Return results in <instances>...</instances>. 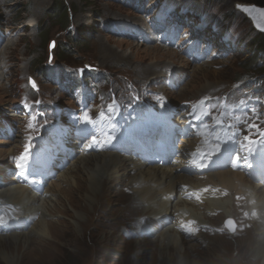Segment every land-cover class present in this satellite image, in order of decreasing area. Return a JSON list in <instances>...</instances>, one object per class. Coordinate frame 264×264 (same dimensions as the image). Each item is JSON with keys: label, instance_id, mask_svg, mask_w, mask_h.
I'll use <instances>...</instances> for the list:
<instances>
[{"label": "rangeland", "instance_id": "obj_1", "mask_svg": "<svg viewBox=\"0 0 264 264\" xmlns=\"http://www.w3.org/2000/svg\"><path fill=\"white\" fill-rule=\"evenodd\" d=\"M154 1L148 3L149 0H145L146 8ZM175 1L189 6L193 14L203 12L206 19L218 25L214 26L217 31H213L211 26H204L209 33L201 35V39L205 40L208 53L202 64L190 62L189 57L161 41L153 39L140 43L136 39L131 40L108 30L107 28L116 29V24L110 23L115 21H130L129 24L145 29L144 25L149 23L150 16L140 15L131 9V5L137 4L136 0H131V5L113 0H64L69 8V23L66 25L55 22L50 17L55 0H0V33L4 35L0 45V172L6 173V167H12L24 147L34 145L33 139L45 134L50 126L57 122L66 123L64 112L60 113L61 117H55L51 112L52 107L78 108L79 94L66 88L65 84L61 87L66 92L61 91L52 81L58 77L54 68L49 69L48 77L43 74L49 67L68 68L84 73L91 71V74L95 70L97 75L105 73V79L95 82L96 86L91 89L93 92L99 91L90 108L89 113L93 115L109 108L115 100L145 108V104L137 101L138 96L141 97L139 99L149 100L147 104L150 111L161 103L181 112L179 109L182 105L200 101V110L204 118L209 120L212 130L216 129L217 122L222 123L221 127L232 123L231 130L235 133L237 147L248 144L254 146L262 141L264 93L255 90L252 93L257 94L255 97L229 93V90L241 85L238 81L243 76L246 92L255 89L260 76L262 81L257 84V90L264 88V75L260 72L263 67H256L257 73L254 75L250 73L253 72V67H250L253 60L250 59L252 51L247 44L259 32L251 19L236 8L238 2H256ZM125 14L132 15V20L126 18ZM185 19L184 23L191 25L192 22H200L201 17L186 15ZM44 25L47 29L45 34L41 29ZM83 28L87 30H82ZM187 28L189 27L186 26L182 32L185 33ZM84 33L87 38L85 41L75 40ZM211 33L213 37L207 39ZM234 35L241 41L231 45L233 42L229 43V36ZM175 36H178L177 33ZM65 44L72 46V52L61 61V45ZM170 74L179 76V87L176 90L171 89L167 83ZM87 77L89 83L85 84L91 88L93 76L88 74ZM32 80L35 85H31ZM101 96L103 98L100 100ZM25 105L32 106L31 113L24 111L27 107ZM191 105L194 104L189 106ZM7 123L14 126L12 134L15 136L12 139L3 136L1 132V126ZM227 130L230 131L229 128ZM212 134L215 136L214 131ZM244 165H248V162ZM147 167L150 166H145L143 170ZM139 171L132 170L129 176H137ZM86 177L87 174L82 171L81 177L77 176V185L72 182L67 185L64 182L66 179L59 175V179L46 187L47 195H41V200L44 197L52 200L31 205L33 209H39L37 215L42 218L36 221L32 218L31 228L25 229L24 233L11 235L18 238L19 246L16 245L7 252L6 256L10 261L16 264H182L185 259L183 256L189 257L188 252L191 253V264H245L241 261L242 255L250 258L249 264L264 261V234L258 233L257 225L252 222L251 212L243 209L244 198H241V193L233 196L239 210L237 207L232 208V201L228 196L216 195L217 199L224 201L227 210L231 206L232 213L225 216L212 212L214 215L207 217L204 213L207 209H197L196 215L200 216L201 223L212 226L213 230L211 228L206 233L198 234L197 238L187 240L183 247L174 249L169 244L172 235L168 227L149 239L139 235L126 236L124 232L127 230L138 231L141 221L147 217L141 218L137 212L122 210L121 204L125 200L123 196H131L132 190L120 183L121 179L115 184V191L120 194L114 196L101 187L98 199L90 203L88 195L91 192L86 189L89 186L84 180ZM3 180L5 187L14 183L6 174ZM52 188L58 190V194L48 191ZM7 203L11 205L9 206L13 212L14 208L21 212L24 219L31 208L23 203ZM254 203L255 199H248L249 205ZM256 212L254 209V213ZM150 223L147 219L149 225L144 229H150ZM40 227L43 228L40 232H32L33 228ZM6 235L8 234H0ZM161 243L165 246L160 248L158 245ZM0 264H6L1 257Z\"/></svg>", "mask_w": 264, "mask_h": 264}, {"label": "bare ground", "instance_id": "obj_2", "mask_svg": "<svg viewBox=\"0 0 264 264\" xmlns=\"http://www.w3.org/2000/svg\"><path fill=\"white\" fill-rule=\"evenodd\" d=\"M170 3L173 4L172 2ZM119 93L121 92L119 91ZM200 134L201 133L198 132V135ZM199 140L200 138H197L193 143L197 145L199 143ZM184 141L186 140L184 139ZM190 150L191 147L186 146L183 150V153H187ZM99 164H101L100 167L98 166ZM185 165L186 163L183 162L171 165L170 167H167L169 166L167 164L149 165L150 167H147L146 170H143V168H145V165L141 161L134 160L130 157L123 156L120 153L108 150L97 153L89 152L87 154L81 155V157L79 158H77L76 156V158L73 160V163H71V165L67 167V169L60 176L61 178L66 179L64 180V182H66L67 185L71 182L77 185V176L81 177V172L84 171V173L87 174V177L84 180L89 184V186L86 189L90 190L91 192V194L89 193L88 195L90 203L98 199L97 194L100 192L101 187L103 189H106L105 191L106 193H111L114 196L116 194H120V192L115 191V184L117 180L119 181L121 179L120 183H123V185H127L132 190L131 196L129 195L123 196L125 200L121 204L122 210L123 211L129 210V212L131 213L137 212L138 215L142 216L141 218L147 217V219L150 222H152L155 218L163 219L166 218L168 215L175 216V213L177 212V215H180V218H182V220L183 219L187 220L192 217L198 219L199 222L201 223L200 216L196 215V210L200 208L207 209V211L211 210L215 212L223 208L224 210H222V213L218 212V216L221 215L225 216L226 214L232 213V209L230 208L231 206L229 207L230 210H227L224 201L217 199L216 195L218 194L221 197L222 195L226 196L225 192H227L229 194L228 197L230 201H232L231 202L232 208L236 209L237 206H235V198L233 196L236 197L239 195V193H241L242 195L241 198H244L242 199L244 202L243 209L244 210L247 209V211L251 212L250 216L253 218L252 222L254 223V225H257L256 229L258 230V233L260 235L264 234L263 185H259L255 182L250 181L243 173L233 171L229 167L221 171L208 172L203 176L195 175V177H192L186 174L183 167ZM68 170L71 171L68 172ZM132 170L135 171L140 170V171L137 176L130 177L129 172H131ZM119 176L121 177L119 178ZM233 178H238L239 180H235ZM183 184H187L189 188L186 190L183 189L182 188ZM207 185H209L207 191L203 190L202 188H199L194 191L196 195L191 196V198H186V196L184 195L188 190L200 186H207ZM1 187L2 188L0 189V198L2 197L3 199L6 200V202H11L15 205H19L23 203L25 204L26 207L27 205L28 207L29 206L31 207L30 211L27 212L28 215L26 216L25 219H23L24 221H28L32 219L30 215H35L39 213V209H35V208L33 209L31 205L37 202L40 203V201L44 202L46 200H52L51 198H47V197H44V199L41 200L42 198L41 195L44 194L38 195L37 193L31 191L29 188L22 186L20 184L13 183L12 185H9L7 187L1 185ZM48 191L58 194V190H55L53 188ZM203 194H204V199H201ZM172 196L174 199H172ZM230 197H232V200ZM199 198L200 200H197ZM248 199H255V203L253 205H251L252 203L249 205ZM201 200H203L202 203ZM237 208L239 210L240 207ZM254 209L257 210L256 213H254ZM206 216L211 217V215H206ZM41 218L42 217L39 216L38 219ZM41 227L39 229L33 228L32 232L33 233H37L38 231L40 232L43 229ZM150 227L153 228L154 226L150 223ZM168 229H170L172 235L171 238L169 239V244L172 246L171 248L178 249V247H183L187 239L182 238V235L178 233V230L176 229L175 225H173L172 227H168ZM19 233H24V230L20 232H12L6 236H0V257L3 261H5L6 264H16L15 262L10 261L9 258L6 256V254L9 250H13V247L15 248L16 245L19 246V244L17 243L18 238L11 236L12 234H19ZM45 234L46 231L44 235ZM14 236H19V235H14ZM6 237H8V239ZM11 238L12 241L9 242V239ZM193 238H197V236L195 235ZM158 246L161 248L162 246L165 245L161 243ZM243 247L241 248L243 249ZM188 255L189 257L186 255L184 256L182 255L185 258L182 264H191V260H192V259L190 260L191 253L188 252ZM170 259L173 258L170 257ZM241 261L245 264H249L251 262L250 258L245 255H242ZM257 264H264V261L262 263H257Z\"/></svg>", "mask_w": 264, "mask_h": 264}, {"label": "trees", "instance_id": "obj_3", "mask_svg": "<svg viewBox=\"0 0 264 264\" xmlns=\"http://www.w3.org/2000/svg\"><path fill=\"white\" fill-rule=\"evenodd\" d=\"M256 2V4H264V0H253ZM69 8L66 6L64 3V0H55V7L51 11L50 17L53 19V21H59L60 23L63 24H68L69 22ZM43 30V34L47 32V29L45 28V25L42 26L41 28ZM82 30H87L83 28ZM86 33L83 34V36H80L79 38H76L75 40L77 41H85L86 38ZM247 44L250 47V50L252 51L251 58L253 61L250 64V67H253L252 71L250 72L252 74H256L257 70L256 67L262 66L260 72L261 75H264V34L258 33L254 35V37L247 42ZM61 61L64 60L66 57L70 56L72 52V46L70 44L66 45H61ZM261 77V76H260Z\"/></svg>", "mask_w": 264, "mask_h": 264}, {"label": "water", "instance_id": "obj_4", "mask_svg": "<svg viewBox=\"0 0 264 264\" xmlns=\"http://www.w3.org/2000/svg\"><path fill=\"white\" fill-rule=\"evenodd\" d=\"M236 8L244 12L251 20L254 27L264 34V6L249 2V3H236ZM32 84L35 82L32 80Z\"/></svg>", "mask_w": 264, "mask_h": 264}, {"label": "clouds", "instance_id": "obj_5", "mask_svg": "<svg viewBox=\"0 0 264 264\" xmlns=\"http://www.w3.org/2000/svg\"><path fill=\"white\" fill-rule=\"evenodd\" d=\"M41 194H46L47 195V193H45V190H44V192L43 193H41ZM39 195V194H38ZM44 196V195H43Z\"/></svg>", "mask_w": 264, "mask_h": 264}]
</instances>
